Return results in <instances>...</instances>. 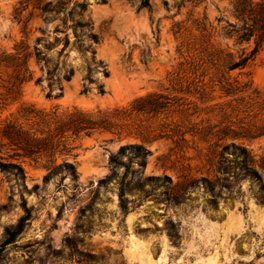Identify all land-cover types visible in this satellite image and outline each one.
Returning a JSON list of instances; mask_svg holds the SVG:
<instances>
[{
	"label": "rangeland",
	"instance_id": "374dc122",
	"mask_svg": "<svg viewBox=\"0 0 264 264\" xmlns=\"http://www.w3.org/2000/svg\"><path fill=\"white\" fill-rule=\"evenodd\" d=\"M150 2L148 10L140 9V0H0V52H12L25 42L32 53L49 48V57L60 63V76L74 70L70 82L61 79L51 90L47 68L33 54L29 65L34 80L2 106L4 117L21 107H128L150 94L172 93L174 80L185 77L192 62L206 63L199 74L211 72L209 81L215 75V51L238 59L255 49L253 40L241 43L227 36L229 24L237 23L236 0ZM87 22L91 28L83 29ZM89 31L101 38L92 48L95 60L103 63L93 72L92 83L85 79L88 65L95 66L92 54L78 48L91 45ZM67 38L69 45L59 55ZM222 70L225 78L250 82L264 108V46L245 69ZM38 78L43 81L36 83ZM220 97L216 92L209 96L215 101L200 105L208 112L198 123L212 116L201 128L225 129L226 123L220 125L224 118L209 112L228 100ZM232 140H153L146 144L151 152L146 167L135 160L136 173L125 177V167L114 169L111 158L123 145L142 141L102 133L80 142L71 159L76 178L62 173L45 182L47 171L30 162L24 164L25 178L0 170V264H264V136L234 141L250 150L261 179L245 174L240 151L226 150L221 159V145ZM217 164L225 171L218 172ZM123 179L127 214L119 204ZM25 208L30 220L15 242L5 246V230L19 222Z\"/></svg>",
	"mask_w": 264,
	"mask_h": 264
},
{
	"label": "trees",
	"instance_id": "16d2710c",
	"mask_svg": "<svg viewBox=\"0 0 264 264\" xmlns=\"http://www.w3.org/2000/svg\"><path fill=\"white\" fill-rule=\"evenodd\" d=\"M140 9L150 10V0H140ZM234 10L237 23L229 24L231 29L227 36L235 37L241 43H249L253 40L255 49L250 55H243L237 59L233 54L215 51L211 55V65L215 75L209 81L207 77L212 74L211 72L199 74L201 65L206 63L192 62L190 72L182 79L174 80L172 93L150 94L133 101L128 107L114 110L47 111L21 107L4 117L6 110H2V106H7L8 102L16 100L24 85L34 80V73L29 65L33 54L37 62L43 63V68H47V79L51 90L61 79L70 82L74 76V70H66L60 76L62 73L60 63L53 62L49 57V48L47 51L35 48L32 53L25 42L16 45L12 52H0V170L15 172L25 178L24 164L30 162L47 171L44 177L45 182L62 173L76 178V163L71 159L76 158L75 152L79 149L80 142L95 134L110 133L118 138L136 137L142 141V143L123 145L119 153L111 158L114 169L125 167V177L131 171L136 173L132 170V163L135 160L139 161L142 168L146 167V159L151 154L146 144L153 140L176 139L177 142L186 143L190 138L202 137L206 143L213 138L220 143L232 138L231 143L221 145V159L224 158L223 152L234 148L245 156L243 168L245 174L261 179L255 163L252 164L250 150L234 141L240 138L252 140L264 136V108L262 105L260 107L257 92L252 91L250 82H238L225 78L222 69L228 72L245 69L248 62L264 46V0H236ZM91 26L90 22L81 24L83 29L91 28ZM86 35L92 42L91 45L83 48L81 44L78 48L82 53L90 50L92 54V62L95 66L88 65V74L85 77L92 83L94 82L93 72L103 66L102 62L95 60L96 51L92 45L99 44L101 38L91 31ZM68 45L67 38L59 55L65 52ZM103 72L105 76H109L106 69ZM191 73L195 76L194 79L188 76ZM42 81V78H38L36 83ZM84 91L88 92V88L86 87ZM99 92L104 93L102 85L99 86ZM216 92H220L221 99L228 100L224 104L214 105L213 110L209 112L224 118L226 122L220 125L224 123L227 125L225 129L212 132L210 127H200L204 122L212 121L211 115L209 119L203 118L201 123L197 120L208 112V110H202L200 105L215 101V98L211 99L209 96ZM51 94L50 92L49 96ZM218 108L220 110H216ZM234 114L236 118L229 121ZM124 156L129 157L128 162L123 160ZM59 159L62 160L61 163L58 162ZM217 171L223 172L225 169L217 164ZM126 186L123 179L119 204L125 214L129 212ZM25 212L17 224L5 230V246L15 242L23 233L27 221L31 218L27 208Z\"/></svg>",
	"mask_w": 264,
	"mask_h": 264
}]
</instances>
